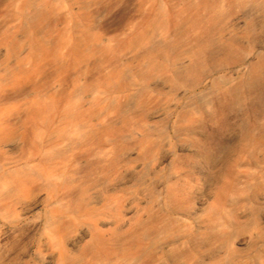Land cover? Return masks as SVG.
Returning a JSON list of instances; mask_svg holds the SVG:
<instances>
[{
	"label": "rangeland",
	"instance_id": "obj_1",
	"mask_svg": "<svg viewBox=\"0 0 264 264\" xmlns=\"http://www.w3.org/2000/svg\"><path fill=\"white\" fill-rule=\"evenodd\" d=\"M3 173L0 264H264V0H0Z\"/></svg>",
	"mask_w": 264,
	"mask_h": 264
},
{
	"label": "crops",
	"instance_id": "obj_2",
	"mask_svg": "<svg viewBox=\"0 0 264 264\" xmlns=\"http://www.w3.org/2000/svg\"><path fill=\"white\" fill-rule=\"evenodd\" d=\"M10 188V180L3 173L0 177V241L5 234L7 224H10V215L17 209V202L12 203L10 199ZM67 207L69 208L68 204Z\"/></svg>",
	"mask_w": 264,
	"mask_h": 264
},
{
	"label": "bare ground",
	"instance_id": "obj_3",
	"mask_svg": "<svg viewBox=\"0 0 264 264\" xmlns=\"http://www.w3.org/2000/svg\"><path fill=\"white\" fill-rule=\"evenodd\" d=\"M249 132V131H248ZM5 264H10V263H5Z\"/></svg>",
	"mask_w": 264,
	"mask_h": 264
}]
</instances>
